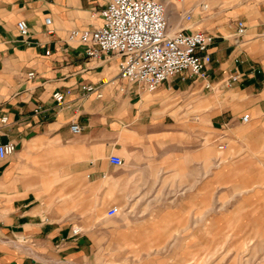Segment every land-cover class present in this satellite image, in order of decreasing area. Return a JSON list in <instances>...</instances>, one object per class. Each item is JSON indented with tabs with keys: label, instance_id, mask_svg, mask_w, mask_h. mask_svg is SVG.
I'll use <instances>...</instances> for the list:
<instances>
[{
	"label": "crops",
	"instance_id": "obj_1",
	"mask_svg": "<svg viewBox=\"0 0 264 264\" xmlns=\"http://www.w3.org/2000/svg\"><path fill=\"white\" fill-rule=\"evenodd\" d=\"M106 1L0 0V142L15 145L0 159V264H98L95 251L105 248L113 216L116 238L133 237L131 246L119 239L117 248L126 250L164 248L145 242L137 227L169 225L179 213L201 234L205 139L242 150L247 126L264 146V0L187 7L190 19L177 25L214 37L210 88L182 72L154 91L112 83L118 58L87 57L67 37L97 26ZM18 19L28 27L24 39ZM237 20L244 30L235 43ZM234 72L241 78L226 85ZM84 84L97 86L100 97L81 90ZM56 90L64 92L59 105L51 98ZM71 122L79 133L69 131ZM112 155L120 165L109 163ZM128 203L135 208L119 209ZM112 206L116 214L106 215Z\"/></svg>",
	"mask_w": 264,
	"mask_h": 264
},
{
	"label": "rangeland",
	"instance_id": "obj_2",
	"mask_svg": "<svg viewBox=\"0 0 264 264\" xmlns=\"http://www.w3.org/2000/svg\"><path fill=\"white\" fill-rule=\"evenodd\" d=\"M165 9L169 31L177 29L181 13L202 0H157ZM194 8V14L197 12ZM246 125V124H245ZM245 126L243 148L209 144L204 146L203 232L191 233V219L175 214L165 226H139L145 242L162 249L126 250L119 239L131 246L128 234L115 235L119 225L115 217L107 218L110 233L103 249H97L98 264H264V146L261 135ZM264 134V133H263ZM225 144V143H224ZM238 150L235 152V150ZM240 150V151H239ZM215 159V160H212ZM133 210L135 204L118 205ZM137 208V204H136ZM130 221V219H127ZM121 224V223H120ZM172 229L171 234L159 231ZM199 230V226H198ZM165 242V243H164ZM149 259V260H148ZM143 262V263H142Z\"/></svg>",
	"mask_w": 264,
	"mask_h": 264
},
{
	"label": "built area",
	"instance_id": "obj_3",
	"mask_svg": "<svg viewBox=\"0 0 264 264\" xmlns=\"http://www.w3.org/2000/svg\"><path fill=\"white\" fill-rule=\"evenodd\" d=\"M97 16V26L72 29L67 37L76 38L83 45L87 57L110 54L118 58L112 83H116L117 79L146 91H154L169 77L184 72L189 77L203 80L205 89L210 88L206 81V70L210 63L209 46L214 38L210 33L199 29L186 30L179 26L170 32L164 6L157 0H107L97 11ZM189 19V12L179 17L182 21ZM14 26L21 39L28 36V27L23 19H18ZM243 30V22L235 21V43ZM25 76L30 79L34 72L28 71ZM240 78L241 74L234 72L224 82L228 85ZM117 86L122 90L121 86ZM80 89L92 91L96 97H100L97 86L84 84L80 85ZM51 98L59 105L63 102L64 92L53 91ZM37 110L36 107L34 111ZM4 120L5 117H1L0 121ZM247 120L248 114H242L240 121ZM68 128L72 134L80 131L75 122H71ZM14 150L13 142H0V159L12 154ZM108 161L113 165L121 164V159L114 155L109 156ZM116 212V207L112 206L107 209L106 215L113 216Z\"/></svg>",
	"mask_w": 264,
	"mask_h": 264
},
{
	"label": "bare ground",
	"instance_id": "obj_4",
	"mask_svg": "<svg viewBox=\"0 0 264 264\" xmlns=\"http://www.w3.org/2000/svg\"><path fill=\"white\" fill-rule=\"evenodd\" d=\"M206 7V6H205ZM208 8V7H207Z\"/></svg>",
	"mask_w": 264,
	"mask_h": 264
}]
</instances>
